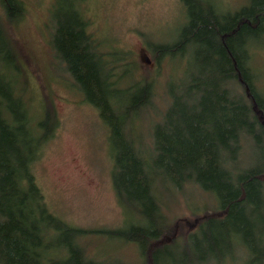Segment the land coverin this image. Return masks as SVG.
I'll use <instances>...</instances> for the list:
<instances>
[{
    "label": "trees",
    "instance_id": "obj_1",
    "mask_svg": "<svg viewBox=\"0 0 264 264\" xmlns=\"http://www.w3.org/2000/svg\"><path fill=\"white\" fill-rule=\"evenodd\" d=\"M178 1L184 21L175 38L147 43L156 58L175 56L187 69L166 82L168 103L150 125L148 148L134 127L149 108L151 82L119 83L86 33L82 0H58L53 9L54 57L107 129L112 189L131 217L102 234L135 246L138 264H224L239 252L241 264H264V70L253 62L264 52V0L228 10L219 0ZM23 13L22 0H0V264L52 263L51 249L63 252L58 264H110L85 251L84 229L47 211L34 180L30 164L55 117L46 109L34 121L19 84L7 26ZM188 190L211 201L188 208L191 230L183 223L190 217L167 212Z\"/></svg>",
    "mask_w": 264,
    "mask_h": 264
},
{
    "label": "rangeland",
    "instance_id": "obj_2",
    "mask_svg": "<svg viewBox=\"0 0 264 264\" xmlns=\"http://www.w3.org/2000/svg\"><path fill=\"white\" fill-rule=\"evenodd\" d=\"M57 1L22 0V18L7 26L21 68L19 84L29 115L38 121L49 109L55 117L52 135L40 146L37 158L30 164L31 171L47 211L71 226L84 229L80 239L90 256L107 259L110 264L122 260L138 264L135 246L102 234L127 226L131 217L116 202L112 189L113 160L108 153L113 154V150L106 139L107 129L97 111L72 84L63 64L54 57L50 40ZM239 2L219 0L224 10L235 8ZM80 10L88 20L86 33L112 61L110 72L118 77L119 83L146 80L152 84L149 108L139 114L134 127L143 146L148 148L150 125L168 103L166 82L178 81L187 63L183 61L185 55L181 57L182 67L181 59L175 56L162 53L156 58L147 42L160 44L173 40L184 21L183 8L178 0H82ZM257 51L253 62L264 70V52ZM260 81L264 87V72ZM187 197L193 199L191 206ZM203 201L210 206L206 194L188 190L184 195H176L167 212L170 216L174 212L180 217H190L188 223L187 220L183 223L186 221V229L191 230L195 222H190L193 217L188 208L197 203L202 207ZM177 229L178 226L173 232ZM49 254L53 262L48 264H58L64 256L56 249L49 250ZM243 259L239 252L232 263L224 264H241Z\"/></svg>",
    "mask_w": 264,
    "mask_h": 264
}]
</instances>
